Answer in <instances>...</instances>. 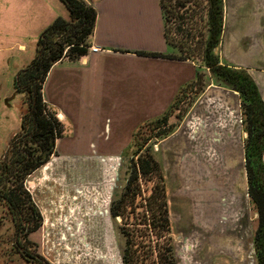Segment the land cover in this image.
<instances>
[{
    "label": "crops",
    "instance_id": "1",
    "mask_svg": "<svg viewBox=\"0 0 264 264\" xmlns=\"http://www.w3.org/2000/svg\"><path fill=\"white\" fill-rule=\"evenodd\" d=\"M83 2L97 13L90 48L99 52L58 62L42 89L45 104L62 127L55 154L44 165H58L54 176L47 171L43 185L42 197L50 203L46 207L50 213L61 199L62 212H68L69 198L62 195L69 194L71 187L94 186V171L104 180L108 167L101 160L124 156L136 130L162 116L180 90L196 81L199 71L196 63L165 58L170 49L160 0ZM58 18L70 19L60 0H0V80L8 78L13 85L17 73L34 59L40 35ZM219 50L220 62L246 71L264 102V0H223ZM189 118L192 126L186 127L191 126L192 142L199 141L194 142L193 153L208 155L206 164L193 159L189 163L190 178L200 189L193 198L199 226L215 232L211 238L215 252L228 251L227 257L237 264H256L255 230L248 235L239 224L244 218L242 203L252 206L239 97L221 86L207 85ZM262 160L264 164V156ZM71 166L73 174L68 170ZM42 211L45 219L46 209ZM223 233L228 238L225 245Z\"/></svg>",
    "mask_w": 264,
    "mask_h": 264
},
{
    "label": "trees",
    "instance_id": "2",
    "mask_svg": "<svg viewBox=\"0 0 264 264\" xmlns=\"http://www.w3.org/2000/svg\"><path fill=\"white\" fill-rule=\"evenodd\" d=\"M60 1L68 10L70 19H56L40 35L34 59L17 73L14 91L25 97L28 108L20 119L19 131L11 138L0 159V203L15 222L13 246L22 259L38 264L46 262L37 253V246L29 236L39 229L42 217L26 183L55 154L56 141L62 135L61 124L45 104L42 89L55 64L64 59L77 61L86 56L97 18L95 9L82 0ZM204 1L206 33L202 34L205 36L197 47L190 42L188 35L178 39V35L183 33V16L178 10L187 8L185 3L160 0L166 43L169 49L172 46L178 49V54L170 53L165 58L193 63L200 59L201 65L196 63L198 70L204 68L216 83L239 97L242 128L246 134L244 166L247 194L258 216L253 234L254 258L256 264H264V102L246 71L220 62L217 52L222 42L223 0ZM201 79L198 71L196 81L180 90L162 116L150 121L151 130L167 126L171 111L179 106L182 94L202 82ZM146 125L143 124L134 133L125 181L121 191L114 192L109 210L112 219L120 218L121 221L117 227L120 264H177L165 178L152 145L145 146L153 138L158 141L159 136L140 142L141 130ZM142 183L153 184L145 195L141 190ZM137 197H140L138 205L135 203ZM138 209L141 210L139 213Z\"/></svg>",
    "mask_w": 264,
    "mask_h": 264
},
{
    "label": "rangeland",
    "instance_id": "3",
    "mask_svg": "<svg viewBox=\"0 0 264 264\" xmlns=\"http://www.w3.org/2000/svg\"><path fill=\"white\" fill-rule=\"evenodd\" d=\"M178 1L184 2L185 7H187L178 10L179 14L183 16L181 20L183 33L182 35H178V39L188 35L190 42L193 45L196 44L198 47V42H202L201 40L205 36L202 34L206 33L205 1ZM170 53L178 54V49L172 46L170 47ZM217 53L220 55V50ZM196 63L200 66V59H198ZM199 72L202 82L196 84L192 89H187L182 94L179 106L177 109L171 111L167 126L151 130V124L148 122L141 130L139 139L140 142H142L143 139L159 136L157 138L158 141H155L153 138L149 140L145 146L152 145L156 160L159 162L165 178L169 202L172 244L175 250L177 264H237V261H230L231 258L227 257L228 254H230L228 251L223 253H221V251L219 253L215 252V249H213L215 246L211 244L212 234H215V232H209L207 229L199 226L197 212L193 209L196 205L193 203V198L197 197V190L199 188L190 178L189 163H191L193 159L206 164L208 155H196L193 153V149L195 150L194 147H197V145L194 146V142L196 141L197 144L199 141L195 140L192 142L191 136L193 134L190 131L192 123L189 118L190 109L202 96L207 85L214 84L215 86H221L211 78L209 72L204 68H200ZM27 108L28 102L23 95L15 94L11 80L5 77L2 78L0 80V159L7 150L11 138L19 131L20 119L22 115L27 112ZM187 123L191 126L189 127L188 125V127H186ZM166 136H168L166 139L161 140ZM187 137H190V140H188ZM131 154L132 152L129 150L125 153L126 156L120 157L121 165L118 171L119 179L118 176H114L112 189H106L108 194L105 195V197L108 201H113L114 192L116 190L118 192L121 191L123 187L126 165ZM94 165H96V163ZM73 168L74 166H71L70 169H68L71 174H73ZM45 170L46 173H44ZM94 170H96L95 167ZM57 171V164L53 163L47 168L43 166L32 174L27 182V188L35 204L37 207L41 204L39 206L40 208L38 207L39 211L41 210L40 214L43 212V209H46L47 212L44 213L45 219L43 218V214H41L42 223L39 229L29 236V239L37 246V253L44 259L46 264H120V241L117 232V227L121 222L120 218L115 220L112 219L109 215V211L108 215L105 217L98 216L97 218L90 219L76 209L71 214L72 219L69 220L70 213L67 212L66 209L62 212L61 208H59V203L51 206L54 209L52 213L48 212L46 207L50 203L46 204L45 201H43V185L45 183L44 181H46V174L52 177ZM94 176V180H92L91 183L94 185V188H96V191L98 189L103 191L104 187L100 181V174L98 173V178H96V173L94 171ZM112 176L113 172L110 173L109 177ZM48 181L50 182V179ZM53 184L60 188V184L56 181H54ZM89 185L86 187H90ZM152 185V183H142V193L145 195L149 192ZM74 191L75 189L71 187L69 188V194L62 195L70 199H68V203H65V205L71 210L75 205V203L71 201V198L75 194ZM206 195L208 196L207 192ZM101 196L102 198L104 197L102 194ZM102 198L98 199L99 202L102 201ZM49 201H51V198ZM58 202H60V200H58ZM111 203L112 202H109L107 207L104 206V209H110ZM135 203L136 205L140 203V197L136 198ZM76 204L78 205V203ZM251 207L248 202H243L241 205V213L244 215V218L239 219V224L241 227L243 226L248 235L251 232L253 233L256 228V220L254 219L255 212ZM95 211L96 208L91 212L95 213ZM140 211V209L137 210L138 213ZM58 214L60 215L58 216ZM65 218L68 220L67 226L72 228L71 231L62 228V224L66 223ZM80 220L82 222L85 221V223H82L79 229L80 232L78 231V233H75L73 232L75 226L72 223L77 221L79 224ZM223 222L224 221H221V224ZM224 226L225 224H222V228ZM61 233H63L64 236H61ZM71 233L73 234L70 235ZM14 234L15 222L12 220V216L7 208L0 203V264H38L35 261L29 262L21 258L13 246ZM223 234L225 235V233ZM224 235H221V238L224 240V242L221 243L223 245L226 244L228 239L227 236ZM238 254L239 252L237 255Z\"/></svg>",
    "mask_w": 264,
    "mask_h": 264
},
{
    "label": "built area",
    "instance_id": "4",
    "mask_svg": "<svg viewBox=\"0 0 264 264\" xmlns=\"http://www.w3.org/2000/svg\"><path fill=\"white\" fill-rule=\"evenodd\" d=\"M83 1V0H82ZM91 53H98L99 49L96 47H91L89 48V50ZM240 124H242V119H240ZM102 163L105 162L106 166L108 167V171L105 173V179L101 181V184L103 185V191L101 189H98L96 191V188H94V186L89 185L90 187H81V188H76L74 191V196L71 198V201H73V203H75L74 208L71 210L69 209V220L72 219V212H74L76 209L78 212H82L86 217L90 218V219H94L97 218L98 216L100 217H105L108 215V212L110 209L105 208L104 206L107 207L108 203L111 202L110 200L108 201V199L105 197V195L108 194V191L106 190L108 189H112V182H114V176H118V171L121 165V158L120 157H116V158H109V159H102L101 160ZM113 172V176H110V173ZM101 194L104 196L102 198ZM99 198H102V201L99 202ZM63 200L61 199V201L59 202V205H62ZM78 203V205L76 204ZM77 206V207H76ZM61 208V206L59 207ZM96 208L95 213H92L91 211H93V209ZM97 212V213H96ZM110 215V212H109ZM96 216V217H95ZM78 220V219H76ZM68 220L65 218V222L62 224V228H66V230L71 231L72 228L68 227L67 222ZM82 223L81 220L78 222H74L72 224H74L75 228L74 231L75 233H78ZM80 232V231H79ZM73 233H71L70 235H72ZM61 236H64L63 233H61Z\"/></svg>",
    "mask_w": 264,
    "mask_h": 264
}]
</instances>
